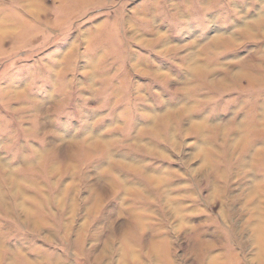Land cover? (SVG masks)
<instances>
[{
    "label": "rangeland",
    "instance_id": "1",
    "mask_svg": "<svg viewBox=\"0 0 264 264\" xmlns=\"http://www.w3.org/2000/svg\"><path fill=\"white\" fill-rule=\"evenodd\" d=\"M0 264H264V0H0Z\"/></svg>",
    "mask_w": 264,
    "mask_h": 264
},
{
    "label": "bare ground",
    "instance_id": "2",
    "mask_svg": "<svg viewBox=\"0 0 264 264\" xmlns=\"http://www.w3.org/2000/svg\"><path fill=\"white\" fill-rule=\"evenodd\" d=\"M194 65V64H193ZM193 68V67H192Z\"/></svg>",
    "mask_w": 264,
    "mask_h": 264
}]
</instances>
